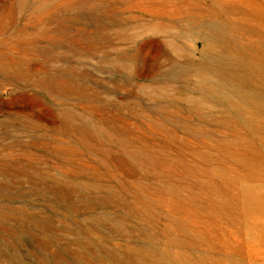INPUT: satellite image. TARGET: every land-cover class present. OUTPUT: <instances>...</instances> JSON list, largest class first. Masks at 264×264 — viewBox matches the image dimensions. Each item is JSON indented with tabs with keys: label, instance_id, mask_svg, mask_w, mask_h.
Returning a JSON list of instances; mask_svg holds the SVG:
<instances>
[{
	"label": "bare ground",
	"instance_id": "6f19581e",
	"mask_svg": "<svg viewBox=\"0 0 264 264\" xmlns=\"http://www.w3.org/2000/svg\"><path fill=\"white\" fill-rule=\"evenodd\" d=\"M134 1L135 6L148 2L161 8L184 3L186 9L182 12L178 9L177 13L155 14L156 23L147 20L146 24H140L133 15L127 18L117 16L120 6ZM109 5L111 7L106 9L102 0L99 3L93 0H0V8H3L0 12V82H22L39 88L54 107L76 97L80 110L86 113L90 97L88 99L84 94L86 87L80 78L86 72L71 64L66 54H55V47L70 39L87 54H93L97 44L103 49V45L112 44L114 40L134 41L139 34L129 33L124 27L136 23L134 27L149 31L151 38L160 35L152 42L168 57L169 70L165 76L168 81L178 83L186 78L194 79L195 87L191 93L198 98L190 99L191 105L210 101L225 108V116H211L210 132L205 134L210 139V187L207 189L200 177L197 182L199 194L194 193L182 200L176 196L164 199L150 195L117 194L113 198L114 206L122 213L121 220L97 214L91 217L90 223L84 222L91 229L98 224L107 227L110 229L108 236L92 238L86 230V235L72 240L82 248L81 251L53 253L52 257L60 258L64 254L77 264H91L89 260H94L93 264H203L206 258H214L216 250L231 245L230 228H239L244 232L245 228L251 229L264 223V0L259 1L258 8L248 10L243 42H239L238 32L229 20L234 7L215 0L204 5H201V0H110ZM30 7L33 8L32 14L27 13ZM157 9L155 11L159 12ZM71 10L75 13L70 14ZM165 17L168 25L163 20ZM19 19L23 22L15 28ZM105 19L109 20L107 24ZM82 21L94 25L93 37L81 28L76 34L71 33V29L80 26ZM167 28L176 29V32L171 36L172 40L166 42L164 38L171 34ZM196 41H200L202 46L199 60L194 61L190 57L195 53L190 49V54H183L184 58L180 61L181 43ZM42 42L47 45L42 46ZM148 43L143 41L136 50L137 55L116 51V56L121 61L125 58L127 62L112 64L119 73L128 72V81L134 80L132 70L136 68L138 54L145 50ZM34 57H40L42 62L36 63ZM59 61L66 65H52ZM160 63L159 67L163 66ZM100 111H106L105 105L100 106ZM61 113L65 116H55L59 126L53 120L49 122L50 126L42 125L41 130L67 138L68 146L78 151L91 152L93 143H99L105 149L99 162L105 167L109 168L110 155L107 153L124 148V140L130 137L129 133H120L116 118H101L99 122L98 117L77 116L72 107L64 108ZM32 117L21 115L19 118ZM98 122L104 128L94 125ZM21 125L24 126L23 123ZM30 129L33 130L34 126ZM171 139L175 140V136L171 135ZM60 145L53 139L49 146L54 151H48L49 154L57 158V154L69 151L60 148ZM9 159L6 154L0 156L1 162ZM60 160L69 161L64 157ZM197 164L201 175L207 173L200 162ZM111 179L115 181L117 177L111 175ZM107 196L112 199L111 194ZM165 207L168 223L161 225V209ZM190 209L194 215L193 229L187 222ZM134 219L145 224L147 229L131 223ZM134 230L137 234H132ZM103 238L125 243L106 249L102 245ZM189 247L193 248V253L187 251ZM200 250L206 256L194 255ZM229 254L224 261L229 259ZM14 260V264H22Z\"/></svg>",
	"mask_w": 264,
	"mask_h": 264
},
{
	"label": "rangeland",
	"instance_id": "374dc122",
	"mask_svg": "<svg viewBox=\"0 0 264 264\" xmlns=\"http://www.w3.org/2000/svg\"><path fill=\"white\" fill-rule=\"evenodd\" d=\"M100 1L93 0L94 3ZM102 1L106 9L111 7L110 0ZM208 1L201 0V5ZM215 1L234 7L229 20L238 32L239 42H243L247 12L258 8L260 0ZM133 3L135 1L120 6L117 16L127 18L133 15L140 24H146L147 20L156 23L158 19L155 14L177 13L186 9L184 3L165 8L148 2L138 6ZM156 8L159 12L155 11ZM27 11L32 14L33 8ZM73 13L75 11L71 10L70 14ZM22 22L19 19L15 28L20 27ZM108 22V19L104 20L105 24ZM135 24L124 27L129 33L139 34L134 41L114 40L112 44L103 45V49L97 44L93 54H87L70 39L63 40L55 47V54H66L71 64L86 72L85 76L80 77L86 87L84 94L88 99L90 97L86 113L80 110L76 97L54 107L46 93L39 88L22 82H0V156L6 154L10 158L7 162L0 161V264H14V259L22 264H77L64 254L60 258H54L52 254L81 251L82 248L72 240L86 235V230L88 234L90 232V237L97 239L108 236L110 229L107 227L98 224L91 229L84 222L90 223L91 217L97 214H107L121 220L122 213L114 206L113 199L119 194L150 195L164 199L176 196L182 200L194 193L199 194L197 182L200 177L209 189L210 139L205 134L210 132L211 116H225V108L210 101L191 105L190 99L198 98L191 93L195 87L194 79L186 78L178 83L168 81L165 77L169 70L168 57L152 42L160 35L151 38L149 31H142L141 27H134ZM81 25L74 26L71 33L76 34L77 29L81 28L89 32V37H93L94 25L88 21L87 24L82 21ZM169 30L171 34L164 38L166 42L172 40L171 36L176 32V29ZM145 40L149 43L138 54L136 68L132 70L134 80L128 81V72L119 73L113 66L127 60L123 58L121 61L115 53L121 50L128 51L129 55H137L136 50ZM41 45L47 43L42 42ZM181 46L180 61L184 55L190 54V49L195 51L190 57L194 61L199 60L200 41L181 43ZM34 58L36 63L42 62L40 57ZM160 62L163 63L161 67ZM52 65L64 66L66 63L59 61ZM101 105L106 107L104 113L100 111ZM67 107H72L77 116L98 117L99 122L101 118H116L120 133H129L130 137L123 142L124 148L107 153L110 155L109 168L99 162L105 150L99 143H93L91 152L78 151L68 146L67 138L41 130L42 125L50 126L49 122L53 120L59 126L55 116H65L61 112ZM20 114L33 117L21 119ZM99 122L94 125L99 124L104 128ZM31 126H34L33 130ZM171 135L175 136V140L171 139ZM53 139L57 145L61 144L60 148L69 151L57 154V158L49 154L48 151H54L49 146ZM63 157L69 161L61 162ZM198 162L207 173L200 174ZM111 175L117 179L114 181ZM107 194H111L113 200ZM165 208L161 209V225L168 223ZM187 216L188 225L193 229L194 215L191 209ZM131 223L147 229L145 224L135 219ZM230 232L231 245L216 250L214 258H206L203 264H264V223L251 229L245 228L244 232L239 228H230ZM132 234H137V231L134 230ZM104 238L102 245L106 249L125 243ZM187 251L193 253V248L189 247ZM228 253L229 259L224 261ZM200 254L206 256L201 250L194 253L195 256ZM89 262L95 263L94 260Z\"/></svg>",
	"mask_w": 264,
	"mask_h": 264
}]
</instances>
